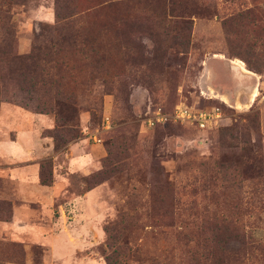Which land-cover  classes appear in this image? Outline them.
<instances>
[{
	"label": "rangeland",
	"instance_id": "374dc122",
	"mask_svg": "<svg viewBox=\"0 0 264 264\" xmlns=\"http://www.w3.org/2000/svg\"><path fill=\"white\" fill-rule=\"evenodd\" d=\"M123 1L0 0V51L29 58L35 82L21 88L0 61V264H72L14 230L19 210L44 228L62 213L72 260L264 264L238 241L264 239V0H165L168 19L112 5ZM179 102L223 117L209 129L144 121ZM62 110L77 125L56 130ZM87 152L92 168L71 172ZM42 168L58 186L52 216L45 193L24 195Z\"/></svg>",
	"mask_w": 264,
	"mask_h": 264
},
{
	"label": "crops",
	"instance_id": "0c3cea01",
	"mask_svg": "<svg viewBox=\"0 0 264 264\" xmlns=\"http://www.w3.org/2000/svg\"><path fill=\"white\" fill-rule=\"evenodd\" d=\"M73 153V152H72ZM95 164V157L93 155L90 154V152L88 153H81L80 155H73L70 160H69V170L71 172L74 171H84L87 172V170L92 168V165ZM29 172V171H26ZM25 172V173H26ZM21 174L22 171H16V174ZM38 178V176L36 177ZM24 182L27 183L26 179H23ZM40 178L36 179L33 183V185H29L27 183V185L25 186L26 189L24 190V195L29 196L30 194H46V203H48V215L52 216V204H54V202L56 201V190L57 187L55 184L53 185H48V184H41L40 183ZM30 187H32L34 190L30 191ZM94 191H89L82 200L86 203V207H88V212L90 214L91 217V213L93 212V209L91 208L92 203H89L88 201V197L92 195ZM44 194V195H45ZM51 205V206H50ZM18 212V213H17ZM16 212V219L14 221V223L12 224V227L14 228V230L16 232L19 233H31L34 237V239L36 240V236H38V238H43V240H38L37 241H44V240H48L50 242V246L52 249V253L55 255L56 254V258H59L60 256H66L65 258L68 259L66 260L68 263H72V264H92L91 261L93 260L91 256L87 255V256H83V257H76V254L74 255V260H72L71 258H69V255H65V251H67V246H70L69 243H67V239L72 237L73 233L70 229L67 228V226H63V216L62 213H60L59 216H56L54 219H52L51 224L49 226V228H44L41 225H37V224H33V223H29L26 221V219L24 218L25 216L22 215V211H17ZM22 212V213H21ZM20 213V214H19ZM17 220V221H16ZM61 224L62 227H59L58 225ZM49 229V230H48ZM57 229L56 231L54 230L53 232H51V230ZM76 238V237H75ZM76 240H79L76 238ZM77 244V243H76ZM79 244V243H78ZM81 249H84L83 247V243L82 241L80 242ZM80 248V247H79ZM75 253L78 252V250H75ZM63 257V258H64ZM50 264H54L51 263Z\"/></svg>",
	"mask_w": 264,
	"mask_h": 264
},
{
	"label": "trees",
	"instance_id": "16d2710c",
	"mask_svg": "<svg viewBox=\"0 0 264 264\" xmlns=\"http://www.w3.org/2000/svg\"><path fill=\"white\" fill-rule=\"evenodd\" d=\"M165 0H125L123 1L122 3L121 2H115L114 4H112L114 7L115 5H117L118 7H125V8H132V7H137V6H143L145 8H149L151 10H153L155 13V9L157 7H159V9L165 11V13H163V18L166 17L168 19V16L169 15H172V14H167L169 13V10L167 9V5L166 3H163L165 7H163V4L162 2H164ZM159 14L156 13V17L157 19L159 18ZM229 19L226 20L224 22V25H227ZM29 58H25L24 56L12 51L11 49H9V51H0V61H6L9 65V68L12 70L11 72H14V73H17L18 72V77H19V80H20V87L21 88H24V84L25 82H28L29 79L32 78V76H30L29 74H27V70H25V68L22 66L24 64V61L25 60H28ZM17 63H21L20 66H17ZM247 63L248 65L251 67V68H255V63L253 64V62L250 60V59H247ZM31 83L35 84V82L31 79L30 80ZM25 90V89H23ZM26 105L32 107V108H35L36 110L40 109V105H33L32 104H29V103H26ZM40 112H43V111H40ZM65 111L62 110V113L60 117H58V113L56 111V118L58 117V120L62 121L63 124H60V126H58V128H56V130H60V131H63V129H61V125H64L66 123H71L73 124L74 126L77 125L76 124V121H73L76 119V113H71L72 111H70V113L68 115H64ZM60 127V128H59ZM68 129H72V128H68ZM75 129V133H72V132H68L69 134V138H75L78 136V133L76 131V128H73ZM69 131V130H68ZM54 138H57V135H55L54 133L51 134ZM58 140V139H56ZM59 140H62L61 139V136H60V139ZM59 142V141H58ZM67 142L66 139H63V142L62 143H58L57 146H55V149L56 150H61V147H62V144H65ZM65 150V148L63 149ZM45 166V163L43 164L42 163V167ZM42 172H41V180H42V183L43 184H49L50 183V179H47L46 177V174L44 172V168H42ZM224 223V222H223ZM220 224V225H217V227L214 229V234L215 235H221L220 232H222L225 228H227L228 226L224 223V224ZM239 243L240 244H250L252 246V248H255V249H259L261 250L260 251V254L264 255V239H258V240H252L251 242H248L246 239H245V236L241 237L238 239ZM107 261H108V264H113L112 261H111V257L110 256H107ZM220 264H223V261L221 260L220 261Z\"/></svg>",
	"mask_w": 264,
	"mask_h": 264
},
{
	"label": "built area",
	"instance_id": "2783aa9c",
	"mask_svg": "<svg viewBox=\"0 0 264 264\" xmlns=\"http://www.w3.org/2000/svg\"><path fill=\"white\" fill-rule=\"evenodd\" d=\"M223 117L220 107L201 108L179 102L172 110H165L158 107L144 121L148 126L163 125L169 123H189L200 129L213 127Z\"/></svg>",
	"mask_w": 264,
	"mask_h": 264
}]
</instances>
